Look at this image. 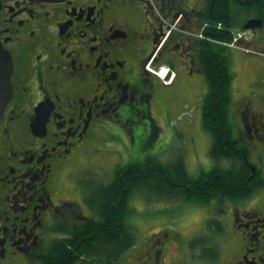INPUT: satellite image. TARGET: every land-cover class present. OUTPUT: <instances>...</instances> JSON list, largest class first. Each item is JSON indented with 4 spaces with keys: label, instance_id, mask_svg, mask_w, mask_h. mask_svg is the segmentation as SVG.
<instances>
[{
    "label": "flooded vegetation",
    "instance_id": "obj_1",
    "mask_svg": "<svg viewBox=\"0 0 264 264\" xmlns=\"http://www.w3.org/2000/svg\"><path fill=\"white\" fill-rule=\"evenodd\" d=\"M210 9L211 0H0V90H8L0 113V264H44L55 242L77 233L81 243L88 230L91 236L101 229L104 220L91 206L90 191L114 177L105 183L81 178L76 168L95 138L116 134L133 144L138 136L143 146L184 138L186 131L171 127L169 119L178 104L201 102L202 108L200 48L215 44ZM259 14L230 28L232 39L251 47V54L241 53L247 57L238 61L231 47L225 49L243 69L231 104L248 185L203 203L175 198L183 202L177 220L162 224L134 264H264ZM250 18L263 23L244 39L242 26ZM159 69L164 82L151 74ZM148 157L156 158L133 163ZM112 223L117 226L115 217ZM81 246H68L70 262Z\"/></svg>",
    "mask_w": 264,
    "mask_h": 264
},
{
    "label": "trees",
    "instance_id": "obj_2",
    "mask_svg": "<svg viewBox=\"0 0 264 264\" xmlns=\"http://www.w3.org/2000/svg\"><path fill=\"white\" fill-rule=\"evenodd\" d=\"M263 9L264 0H211L213 40L231 41L230 28L238 25L234 21L235 16L238 18L243 15L246 18L252 13L259 14V10ZM258 16L264 19V15ZM217 23L223 24L224 29L215 30ZM241 25L242 23L239 26ZM225 49L220 43L208 42L202 43L200 48L201 74L207 86L202 101L201 119L202 127L211 140L208 150L213 164L211 170L193 177L186 172L181 158L162 163L153 157L117 167L112 181L95 184L90 191L94 199L91 206L101 212L104 220L101 229L91 236V231L88 230L81 243H77L81 237L77 233L69 242H55L54 253L48 254L44 264H118L115 259L135 244L133 229L128 227L125 218L130 212L128 201L136 193L167 200L182 196L191 202L203 203L214 197L237 194V190L248 185L245 182L248 170L236 152L238 140L232 135V74ZM224 159L231 162L229 168L222 166ZM114 217L117 219V226L112 223ZM71 244L84 246L76 249L78 257L74 262H70L72 254L68 246ZM80 257L81 260L78 261Z\"/></svg>",
    "mask_w": 264,
    "mask_h": 264
},
{
    "label": "rangeland",
    "instance_id": "obj_3",
    "mask_svg": "<svg viewBox=\"0 0 264 264\" xmlns=\"http://www.w3.org/2000/svg\"><path fill=\"white\" fill-rule=\"evenodd\" d=\"M252 15V14H251ZM238 27L244 21V16L238 17ZM236 27V26H235ZM261 30L260 33H262ZM251 32L244 33V39H249ZM245 49L250 51L249 47L244 42H241L235 46L233 55L236 54V60H243L248 54L242 52ZM240 53H237L239 52ZM226 53V52H225ZM243 53V54H241ZM251 54V53H250ZM249 54V55H250ZM228 56V53H226ZM242 55V58H240ZM230 57V56H229ZM228 57V59H229ZM234 59V58H233ZM230 61L229 68L232 74L231 81V96L234 99L235 89L241 88V82L243 81V69L241 61ZM199 78V94L204 96L207 92V86L204 82L203 76L198 73ZM242 77V78H241ZM235 88H234V85ZM234 92V94H233ZM174 113L170 116V126L178 129L182 127L185 130L181 134L184 138L182 140L163 143L154 142L143 146L139 145L137 140L138 136L134 138V143H125L119 139L116 134L103 133V135L94 139L93 146L85 158L79 160L77 165L78 172L81 170L80 177L92 176V178L99 177L101 181L105 183L112 178L114 170L117 166H125L128 163H133L137 160H142L147 155H153L162 163H169L176 159H182L185 163L186 172L191 176H197L202 171H209L211 169V161L209 159V147L211 140L209 134L202 127V108L201 102L194 103L192 106L186 107L184 104H178L175 107ZM231 117L233 122L232 135L235 136L237 119L234 115V107L231 104ZM227 161L224 159L222 165H226ZM180 199L167 200L164 198L158 199L153 195L147 196L146 194L136 193L131 196L128 201V208L130 212L126 217L127 223L130 224V228L133 229L135 244L133 248L122 255V264H134L136 254L143 253L146 245L150 241V238L156 233L163 231L162 224H170L177 220V213L180 205H182ZM195 225L192 227L197 228Z\"/></svg>",
    "mask_w": 264,
    "mask_h": 264
},
{
    "label": "water",
    "instance_id": "obj_4",
    "mask_svg": "<svg viewBox=\"0 0 264 264\" xmlns=\"http://www.w3.org/2000/svg\"><path fill=\"white\" fill-rule=\"evenodd\" d=\"M262 23L263 22L261 19L250 18L242 26V29L246 30V31L253 30V29H256V28H259L260 26H262ZM4 78H0L1 85H4V83H5ZM7 98H8V90L6 89L5 94H4V88L2 87L0 90V113L4 107L3 105L5 104V101L7 100Z\"/></svg>",
    "mask_w": 264,
    "mask_h": 264
},
{
    "label": "crops",
    "instance_id": "obj_5",
    "mask_svg": "<svg viewBox=\"0 0 264 264\" xmlns=\"http://www.w3.org/2000/svg\"><path fill=\"white\" fill-rule=\"evenodd\" d=\"M237 53H240V51H239V52H237Z\"/></svg>",
    "mask_w": 264,
    "mask_h": 264
},
{
    "label": "built area",
    "instance_id": "obj_6",
    "mask_svg": "<svg viewBox=\"0 0 264 264\" xmlns=\"http://www.w3.org/2000/svg\"><path fill=\"white\" fill-rule=\"evenodd\" d=\"M156 74H158V73H156Z\"/></svg>",
    "mask_w": 264,
    "mask_h": 264
}]
</instances>
